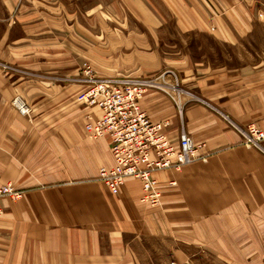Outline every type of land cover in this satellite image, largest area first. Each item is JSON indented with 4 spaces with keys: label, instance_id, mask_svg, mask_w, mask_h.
I'll return each instance as SVG.
<instances>
[{
    "label": "crops",
    "instance_id": "1",
    "mask_svg": "<svg viewBox=\"0 0 264 264\" xmlns=\"http://www.w3.org/2000/svg\"><path fill=\"white\" fill-rule=\"evenodd\" d=\"M260 25L264 0H0V61L17 54L15 69L28 74L0 72V183L23 190L0 199V264H138L132 246L165 222L176 239L183 230L187 243L247 244L249 264L264 262V155L226 119L264 129V55L226 65L218 52ZM196 32L215 40V62L192 55ZM76 53L98 75L154 78L160 87L141 107L169 121L172 142L183 128L205 143L208 157L155 173L156 208L139 202L137 178L117 194L96 179L112 163L110 141L85 133L86 112L99 110L79 96ZM38 72L47 77L29 75ZM17 95L27 113L12 104Z\"/></svg>",
    "mask_w": 264,
    "mask_h": 264
},
{
    "label": "built area",
    "instance_id": "2",
    "mask_svg": "<svg viewBox=\"0 0 264 264\" xmlns=\"http://www.w3.org/2000/svg\"><path fill=\"white\" fill-rule=\"evenodd\" d=\"M84 71L88 82L85 101L99 110L96 117L90 113L86 115L85 128L91 138L107 137L112 155V163L100 166L96 179L117 194L128 177L137 178L142 188L140 202L156 204L160 199V187L155 173L178 169L202 158L205 155L200 151L205 144L195 142L183 129L178 141L172 142L164 131L169 121L153 120L141 107L142 94L156 87L153 79L97 76L89 65H85ZM238 128L246 143L264 151V129L255 123ZM2 196L15 199L20 191L5 184L0 186Z\"/></svg>",
    "mask_w": 264,
    "mask_h": 264
},
{
    "label": "rangeland",
    "instance_id": "3",
    "mask_svg": "<svg viewBox=\"0 0 264 264\" xmlns=\"http://www.w3.org/2000/svg\"><path fill=\"white\" fill-rule=\"evenodd\" d=\"M189 39H187L188 41ZM191 47H192V55L194 57H201L208 59L210 61L215 62L216 57L218 56L217 50H216V43L215 40L212 39L211 37H206L205 34L196 32L194 33L193 38L191 39ZM221 52V47L219 44V61L222 58V55L224 56V61L226 65H242L248 61L256 60L264 55V26H258L256 30L254 31L253 35L245 38L242 40V43L237 46H234L231 43H226L224 50ZM223 53V54H222ZM76 65H78L76 69V74L72 75L74 79H76L79 83H81V89L79 92V96L82 99L83 103L88 106L84 98V92L88 87V82L86 80V72L84 71L85 65H89L91 69L94 70L93 66L94 63L90 59V56L88 54H81V53H76ZM51 57V55H50ZM57 57V56H56ZM12 61H0V72L2 73H21L18 69H15L16 67L14 65H24L22 61H20L19 56L17 54L12 55ZM54 61V60H52ZM60 65H70V60L68 55H61L60 56ZM27 64V63H26ZM25 64V65H26ZM50 65H57V63H49ZM33 65H39L33 63ZM28 72V71H25ZM30 72V71H29ZM95 72V71H94ZM22 75H28L21 73ZM96 74V72H95ZM30 76L34 77H47V75L40 74L38 73H29ZM58 74H54L52 76H57ZM97 76H102L98 75ZM104 77V76H102ZM128 77V76H127ZM135 78H150V77H135ZM155 81L154 78H150ZM156 82V81H155ZM160 86L156 82V88H159ZM151 88V87H150ZM149 89V88H148ZM143 95V94H142ZM12 104L16 106V108L21 112V113H27L29 109L26 107L25 101L23 98L20 96H15L11 100ZM91 114L90 111L86 112L87 114ZM99 114V113H98ZM85 115V116H86ZM92 115V114H91ZM97 116V115H96ZM94 116V117H96ZM87 119V118H86ZM226 119L230 122V124L240 133L241 135V142L246 145L247 147H251L253 149H256L259 153L264 155V151L256 148L255 146L246 143L245 138L243 137L242 133L240 132L238 127H245L246 125H238L234 121H232L228 116H226ZM167 120V119H164ZM160 121V120H158ZM85 123L86 120L83 123V127L85 130V133L88 137L89 133L85 128ZM249 124V123H248ZM183 128H181L182 130ZM180 130V131H181ZM184 130V129H183ZM180 134V133H179ZM91 138V137H90ZM94 139V138H92ZM193 139V138H192ZM194 140V139H193ZM195 141V140H194ZM198 143H204L203 141H195ZM205 144V143H204ZM205 147V145H204ZM201 154L205 155L202 158L208 157L209 156V151L203 149L200 151ZM201 159V158H199ZM197 160V159H195ZM193 160V161H195ZM193 161L189 162L192 163ZM187 163V164H189ZM184 164V165H187ZM184 165L180 166L178 169H173V170H180ZM102 166V165H100ZM99 166V167H100ZM98 167V169H99ZM98 173V170H97ZM97 176V175H96ZM157 178V177H156ZM158 179V178H157ZM171 181V182H170ZM168 184H173L175 183L174 180H170ZM173 181V183H172ZM5 184H10L12 185L15 189L20 191V196L12 199L9 196H2L0 199L7 197L11 200H17L23 195V190L14 186L10 182H5V183H0V186L5 185ZM159 186V182H158ZM160 199L159 201L152 205V204H145L140 202V197H139V202L143 205H147V209H154L157 206L160 205L161 203V189H160ZM142 194V193H141ZM141 196V195H140ZM1 209V215L0 219L3 213V208L0 205ZM152 213V211H150ZM154 215L160 216V218L164 217L167 218H175L177 217L178 223H183L186 221L184 214L181 215H158L157 213H154ZM172 216V217H171ZM188 217V216H187ZM242 220L245 217H248V215H241ZM185 219V220H184ZM247 221V219L245 220ZM180 226V225H178ZM248 232V231H247ZM178 236L177 239L175 238V233L172 232L170 234L169 230V222H165L161 224L159 228V232L157 234H153L150 232H147L144 237V245H141L138 243V245L134 244L132 247L135 251L136 257L138 258V264H249L248 257H249V251L250 248L247 244L245 245H240L234 246V245H225V246H208V245H202L198 243H187L185 242V239L183 236V230L177 232ZM264 238V237H263ZM196 242L195 240H193ZM248 240H246L247 243ZM258 248H261L258 247ZM264 248V246L262 247ZM219 249V251H218ZM176 250V251H175ZM185 256V257H184ZM253 264H255L253 262ZM256 264H264V262H258Z\"/></svg>",
    "mask_w": 264,
    "mask_h": 264
}]
</instances>
